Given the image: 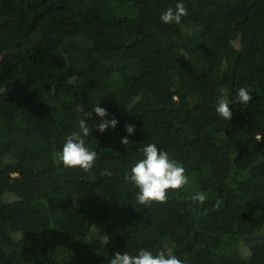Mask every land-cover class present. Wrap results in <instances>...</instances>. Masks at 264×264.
I'll use <instances>...</instances> for the list:
<instances>
[{"label": "trees", "instance_id": "16d2710c", "mask_svg": "<svg viewBox=\"0 0 264 264\" xmlns=\"http://www.w3.org/2000/svg\"><path fill=\"white\" fill-rule=\"evenodd\" d=\"M176 2L0 0V264H109L138 247L264 264V0H183L180 24L161 22ZM241 87L250 102L218 118ZM98 103L115 129H96ZM78 107L99 154L87 171L54 158ZM146 143L190 179L147 206L124 178Z\"/></svg>", "mask_w": 264, "mask_h": 264}, {"label": "clouds", "instance_id": "9594fccd", "mask_svg": "<svg viewBox=\"0 0 264 264\" xmlns=\"http://www.w3.org/2000/svg\"><path fill=\"white\" fill-rule=\"evenodd\" d=\"M188 15V10L183 0H177L175 7L169 6L160 14L161 22L165 24H180L182 18ZM252 99L247 88L241 87L237 90L234 99L229 100L226 96H221L215 105V113L218 118L230 121L233 116L231 105L236 103L247 104ZM79 113L77 130L67 134L62 142V147L54 153V158L58 165L66 169L90 170L94 167L98 159L97 150H93L86 145V138L92 131V125L88 123L89 113L84 109L77 108ZM92 111L99 117L100 122L96 129L104 133L109 128L115 129L118 120L109 119L108 111L100 106V103L93 106ZM126 132L129 135L135 133L134 125H126ZM259 140L260 137L257 136ZM122 143L127 145V136L122 138ZM104 175H111L107 170ZM125 180L134 185L135 200L140 205H150L153 202L164 203L170 195V190L183 189L189 185L190 179L186 174L183 164L174 159L168 151L157 143H146L140 149L139 158L130 165V171L125 173ZM208 199V195L203 191H196L191 194L190 200L193 204L203 205ZM217 207L219 202H217ZM109 264H184L176 255L165 250H153L151 248L138 247L132 251L116 252L106 256Z\"/></svg>", "mask_w": 264, "mask_h": 264}, {"label": "rangeland", "instance_id": "374dc122", "mask_svg": "<svg viewBox=\"0 0 264 264\" xmlns=\"http://www.w3.org/2000/svg\"><path fill=\"white\" fill-rule=\"evenodd\" d=\"M102 233H104V230L103 231H97L96 234L100 237V238H105L104 237V234L102 235ZM248 252V251H247Z\"/></svg>", "mask_w": 264, "mask_h": 264}]
</instances>
